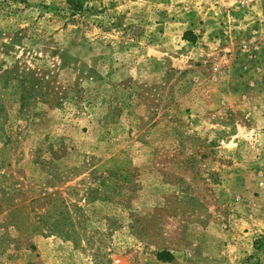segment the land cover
Segmentation results:
<instances>
[{
  "label": "rangeland",
  "instance_id": "rangeland-1",
  "mask_svg": "<svg viewBox=\"0 0 264 264\" xmlns=\"http://www.w3.org/2000/svg\"><path fill=\"white\" fill-rule=\"evenodd\" d=\"M0 264H264V0H0Z\"/></svg>",
  "mask_w": 264,
  "mask_h": 264
},
{
  "label": "trees",
  "instance_id": "trees-1",
  "mask_svg": "<svg viewBox=\"0 0 264 264\" xmlns=\"http://www.w3.org/2000/svg\"><path fill=\"white\" fill-rule=\"evenodd\" d=\"M78 6H79L78 3H75V4H74V8H72L73 11H76V8H77Z\"/></svg>",
  "mask_w": 264,
  "mask_h": 264
}]
</instances>
